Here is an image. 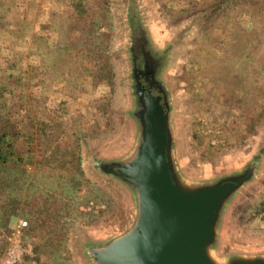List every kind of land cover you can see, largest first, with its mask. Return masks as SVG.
Instances as JSON below:
<instances>
[{
	"label": "rangeland",
	"instance_id": "1",
	"mask_svg": "<svg viewBox=\"0 0 264 264\" xmlns=\"http://www.w3.org/2000/svg\"><path fill=\"white\" fill-rule=\"evenodd\" d=\"M196 1L82 0L83 15L71 11L73 0H0V66L13 59L14 74L26 73L31 118L59 108V117L85 126L80 152L86 173L37 164L16 170L21 181L7 187L5 197L18 193L22 203L7 226L0 219V261L21 221L29 225L23 199L59 193L72 210L59 251L36 254L37 233L20 228L16 264H91L87 242L93 235L109 238L121 224L130 199L95 165L98 157L120 158L133 146L131 47L139 42L164 57L160 76L174 102L179 159L189 173L230 171L264 143V0H227L210 15L211 0L201 7ZM81 47L96 57L83 60ZM221 228L217 255L235 249L264 254V157L255 181L229 204Z\"/></svg>",
	"mask_w": 264,
	"mask_h": 264
},
{
	"label": "water",
	"instance_id": "2",
	"mask_svg": "<svg viewBox=\"0 0 264 264\" xmlns=\"http://www.w3.org/2000/svg\"><path fill=\"white\" fill-rule=\"evenodd\" d=\"M131 48L133 146L120 158L98 157L95 165L131 202L123 225L109 238L93 235L87 242L91 264H264V254L253 250L228 248V253L216 254L226 210L257 178L264 143L230 171L202 177L189 173L179 159L174 102L160 76L164 57L147 41ZM143 54L148 61L141 66L136 57Z\"/></svg>",
	"mask_w": 264,
	"mask_h": 264
},
{
	"label": "trees",
	"instance_id": "3",
	"mask_svg": "<svg viewBox=\"0 0 264 264\" xmlns=\"http://www.w3.org/2000/svg\"><path fill=\"white\" fill-rule=\"evenodd\" d=\"M200 1L202 0L194 4L201 7L203 2ZM226 1L211 0L208 4V14L214 13V6L217 7L219 3L223 4ZM230 1L234 5H242L250 0ZM71 4L73 8L71 11L75 14L79 12L84 15L87 12L82 0H73ZM199 9V12L204 14V8ZM82 46L86 47V45ZM83 47L80 48L81 52L84 51L83 60L88 61L96 57H90L89 47L85 50ZM15 69H17V62L13 59L8 61L7 66H0V219L6 220V226L8 224L6 222L16 215L22 203L18 193L11 194L10 198L5 197L6 188L10 187L12 190L21 181V178L15 175L16 170L25 173L26 166L29 164L49 168L61 167L67 171L75 166L76 174L81 177L86 176L84 168L81 167L80 152V143L85 136L83 129L85 126L79 124L76 118L59 117L61 115L58 113L59 108L50 110L49 114L45 113L47 115L43 114L44 117L31 118L25 107L26 73L16 76L13 72ZM23 200H25L23 210L29 221L28 230L36 232L39 237L34 252L38 254L44 251L61 250L66 243L65 220L72 210L70 201L61 197L59 193L41 194Z\"/></svg>",
	"mask_w": 264,
	"mask_h": 264
},
{
	"label": "built area",
	"instance_id": "4",
	"mask_svg": "<svg viewBox=\"0 0 264 264\" xmlns=\"http://www.w3.org/2000/svg\"><path fill=\"white\" fill-rule=\"evenodd\" d=\"M28 222L26 220L21 221L19 225V229H17V232L14 234V240L12 242V245L6 252V256L0 261V264H16L21 259V237L20 233L23 226H27Z\"/></svg>",
	"mask_w": 264,
	"mask_h": 264
},
{
	"label": "flooded vegetation",
	"instance_id": "5",
	"mask_svg": "<svg viewBox=\"0 0 264 264\" xmlns=\"http://www.w3.org/2000/svg\"><path fill=\"white\" fill-rule=\"evenodd\" d=\"M140 48H141V45H139L138 49H140ZM135 50H137V49L135 48ZM136 60H137L138 65L143 66V65H146V63L148 61V57L146 54H143V56L141 58L136 57Z\"/></svg>",
	"mask_w": 264,
	"mask_h": 264
}]
</instances>
